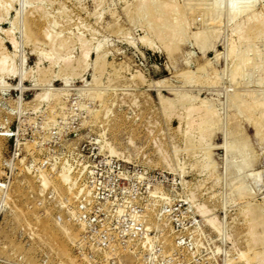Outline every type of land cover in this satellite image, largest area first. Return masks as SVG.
Segmentation results:
<instances>
[{"label":"rangeland","instance_id":"374dc122","mask_svg":"<svg viewBox=\"0 0 264 264\" xmlns=\"http://www.w3.org/2000/svg\"><path fill=\"white\" fill-rule=\"evenodd\" d=\"M211 1L0 0V264H260L264 0Z\"/></svg>","mask_w":264,"mask_h":264},{"label":"bare ground","instance_id":"6f19581e","mask_svg":"<svg viewBox=\"0 0 264 264\" xmlns=\"http://www.w3.org/2000/svg\"><path fill=\"white\" fill-rule=\"evenodd\" d=\"M143 1H144V0H143ZM194 1H197V0H194ZM204 1H205V0H204ZM208 1H210L209 3H211V4H212V2H213V1H211V0H208ZM206 2H207V1H206ZM206 2H205V3H206ZM249 2H250V1H249ZM162 3H163V2H162ZM209 3H208V4H209ZM216 3H217V2H216ZM230 3H231V4H230V8H231V9L229 8V9H230V12L228 11V12H229V17H230V18L233 17L234 15H236L237 13H238V16H239V13H240V12L242 13V11L244 10V7H246L245 5H243L244 3H243V4H239V2H236V1H232V2H230ZM236 3H237V4H236ZM141 4H142V3H141ZM171 4L173 5V2H172ZM192 4H193V3H192ZM208 4H207V6H208ZM211 4H210V5H211ZM147 5H148V4H147ZM157 5H158V4H157ZM165 5H166V4H165ZM172 5H171V6H172ZM187 5H188V4H187ZM195 5H196V4H195ZM199 5H201V4H199ZM167 6H168V5H167ZM175 6H177V3H176ZM189 6H190V4H189ZM197 6H198V4H197ZM204 6H205V4H204ZM204 6H203V7H204ZM251 6H252V5H251ZM155 7H156V6H155ZM165 7H166V6H165ZM182 7H183V6H182ZM185 7H186V6H185ZM211 7H212V6H211ZM168 8H170V7H168ZM168 8H167V9H168ZM170 9H171V8H170ZM184 9H186V8H184ZM191 9H192V7H191ZM199 9H200V7H199ZM163 10H164V9H163ZM250 10H251V9H250ZM252 10H253V9H252ZM178 11H179V10H178ZM190 11H191V10H190ZM206 11H207V10H206ZM208 11H209V9H208ZM162 12H163V11H162ZM162 12H161V13H162ZM168 12H169V11H168ZM192 12H194V11H192ZM209 12H211V9H210ZM156 13H157V12H156ZM158 13H159V12H158ZM170 13H171V12H170ZM180 13H181V12H180ZM203 13H205V12H203ZM243 13H246V12L244 11ZM151 14H152V13H151ZM245 15H246V14H245ZM130 16H131V15H130ZM158 16H160V15H158ZM186 16H187V14H186ZM238 16H237V17H238ZM253 16H254V15H253ZM165 17H166V16H165ZM229 17H228V18H229ZM172 18H173V17H172ZM172 18H171V19H172ZM207 18H208V17H207ZM253 18H254V17H253ZM160 19H161V18H160ZM160 19H159V20H160ZM179 19H180V18H179ZM179 19H177V20H179ZM211 19H212V17H211ZM211 19H209V20H210L211 23H212L213 20H211ZM165 20H166V19H165ZM174 20H175V19H174ZM174 20H173V21H174ZM207 20H208V19H207ZM207 20H206V21H207ZM246 20H247V19H246ZM155 21H156V20H155ZM167 21H168V20H167ZM170 21H171V20H170ZM164 23H165V22H164ZM174 23H175V22H174ZM208 23H210V22H208ZM250 23H251V22H250ZM177 24H178V23H177ZM166 25H167V24H166ZM180 25H181V24H180ZM240 25H242V24H240ZM207 26H208V25H207ZM207 26H206V27H207ZM163 27H164V26H163ZM163 27H162V28H163ZM164 29H165V27H164ZM260 29H261V28H260ZM165 30H166V32H167L168 35H169L170 33L174 32L176 29L174 28V24H171V25H169L168 28L165 29ZM252 31H253V30H252ZM157 32H158V31H157ZM163 32H164V31H163ZM177 32H178V31H177ZM240 33H241V32H240ZM177 34H178V33H177ZM199 34H200V33H199ZM238 34H239V33H238ZM183 36H184V35H183ZM193 36H194V35H193ZM197 36H198V35H197ZM199 36H200V35H199ZM250 36H251V34H250ZM250 36H249V38L251 39ZM259 36H260V35H259ZM203 37H204V36H203ZM176 38H177V36H176ZM169 39H170V38H169ZM172 39H173V38H172ZM195 39H196V38H195ZM245 40H246V39H245ZM240 42H241V41H240ZM238 45H239V44H238ZM84 47H85V46H84ZM199 47L201 48L202 46L199 45ZM229 48H230V47H229ZM255 48H256V47H255ZM202 49H204V47H203ZM244 49H245V48H244ZM85 50H86V49H85ZM231 50H232V49H231ZM244 52H245V50H244ZM238 53H239V52H238ZM85 54H86V52H83V53H82V55H85ZM239 54H240V53H239ZM239 57H240V56H239ZM84 58H85V57H84ZM98 58H99V57H98ZM249 59H250V58H249ZM83 60H84V59H83ZM246 60H248V59H246ZM4 64H5L4 61H0V70H3ZM246 64H247V63H246ZM241 68H242V67H241ZM246 94H247V93H246ZM234 95H235V94H234ZM241 95H242V94H241ZM243 95L245 96V94H243ZM248 95H249V94H248ZM251 95H252V94H251ZM251 95H249V96H251ZM259 96H260V95H259ZM245 97L251 99V97H248L247 95H246ZM245 97H244V98H245ZM234 98H235V97H234ZM234 98H233V99H234ZM239 99H240V98H239ZM242 99H243V98H242ZM245 99H246V98H245ZM253 99H254V98H253ZM260 99H261V98H260ZM262 100H263V99H262ZM256 101H259V100L257 99ZM250 102H251V100H250ZM254 102H255V101H253L252 104H253ZM260 102H261V101H260ZM260 102H259V103H260ZM263 102H264V100H263ZM206 103H207V102H206ZM241 103H242V100H241ZM244 103H245V102H244ZM256 103H257V102H256ZM259 103H258V107H256V108H258V109L260 108V107H259ZM224 104H225V103H224ZM248 104H249V103H248ZM248 104H246L247 107L250 106V104H249V105H248ZM261 104H262V102L260 103V105H261ZM203 105H204V104H203ZM242 105H243V103H242ZM242 105H241V106H242ZM237 106H238V105H237ZM239 106H240V105H239ZM239 106H238V107H239ZM254 106H255V105H253V107H254ZM262 106L264 107V105H262ZM189 107H190V106H189ZM233 107H234V106H233ZM235 107H236V106H235ZM243 107H244V105H243ZM247 107H246V108H247ZM244 108H245V107H244ZM249 108H250V107H249ZM192 109H193V107H192ZM196 109H197V107H195L193 110H196ZM239 109H240V108H238V110H239ZM254 109H255V107H254ZM258 109H255V111L258 110ZM188 110H189V109H188ZM203 110L206 111V109H203ZM236 110H237V109H236ZM240 110H241V109H240ZM240 110H239V111H240ZM250 110H251V109H250ZM250 110H249V111H250ZM205 111H204L205 114H207V113L209 112L208 110H207V112H205ZM214 111H215V110H214ZM244 111H245V110H244ZM247 111H248V108H247ZM251 111H252V113H253L254 110L252 109ZM262 111H263V109H262ZM194 112H195V111H194ZM200 112H201V111H200ZM200 112H199V113H200ZM236 112H237V111H236ZM240 112H241V111H240ZM260 112H261V111H260ZM196 113H198V112H196ZM241 113H243V112H241ZM246 113H247V112L245 111V114H246ZM255 113H256V112H255ZM255 113H254V114H255ZM258 114H259V113H258ZM193 115H194V114H193ZM207 115H209V113H208ZM207 115H206V116H207ZM212 116H213V115H212ZM259 117H261V116H259ZM262 117H263V115H262ZM205 118H206V117H205ZM263 118H264V117H263ZM263 118H262V119H263ZM206 119H207V118H206ZM200 120H201V118H200ZM260 120H261V118H260ZM207 121H208V120H207ZM209 121H210V118H209ZM263 121H264V120H263ZM263 121H262L261 123H264ZM200 122H201V121H200ZM206 123H207V122H206ZM256 123H258V122H256ZM199 124H200V123H199ZM203 124H205V121H204V123L202 122V125H203ZM259 124H260V122H259ZM202 125H201V127H202ZM260 125H261V124H260ZM260 125H259V126H260ZM263 125H264V124H262L261 127H262ZM254 126H255V124H254ZM261 127H257V128L260 130ZM255 128H256V127H255ZM257 128H256V129H257ZM199 129H200V128H199ZM262 129H263V128H262ZM202 130H203V129H202ZM258 132H259V131H258ZM258 132H257V133H258ZM0 135H4V134L0 133ZM227 145H228V144H227ZM227 145H226V143H225V144H224L225 147L223 146V147L225 148V152L229 151V150H228L229 148H228ZM229 147H230V146H229ZM233 150H234V149H233ZM231 153H232V152H231ZM240 154H241V151L239 152V155H240ZM234 155H235V154H234ZM236 163H237V162H236ZM239 163H240V162H239ZM239 163H237V164H239ZM240 164H241V163H240ZM238 167H239V166H238ZM241 167H242V166H241ZM207 168H208V167H207ZM236 168H237V167H236ZM240 177H241V176H240ZM240 191H241V190H240ZM245 191H246V190H245ZM239 193H240V192H239ZM243 193H245L244 190H243ZM242 195H243V194H242ZM246 195H247V193H246ZM256 209H257V208H256ZM248 210H249V208H248ZM200 211L204 213L205 209L202 208ZM259 211H260V210H258V211L256 210V211H254V212L252 211L253 213H251V215H252L251 222L247 225V233L250 235V237H252V239H251L252 241L255 240L254 243H259L258 241L261 242V241H262V237H263V236H261V235H258V234L260 233V232H257L258 230L255 231V225H256V224H257V225L259 224L258 227H260V226H261V223H262V220H263V215H262ZM248 216H249V215H248ZM250 217H251V216H250ZM56 222H57V221H56ZM214 223H216V221H215V222H214V220H210V221H209V224L212 225L213 227H214ZM258 227H256V228H258ZM256 232H257V233H256ZM257 236H258L259 238H260V236H261V240H258V237H257ZM256 239H257V240H256ZM263 240H264V239H263ZM247 241H248V239H247ZM262 242H263V241H262ZM262 242H261V243H262ZM248 243H249V242H248ZM249 244H250V243H249ZM252 245H253V242H252ZM254 245H256V244H254ZM254 245H253V246H254ZM260 247H261V245H260ZM251 248H252V247H251ZM263 251H264V250H263ZM263 253H264V252H263ZM261 254H262V253H261ZM257 255H258V254H257ZM260 256H262V255H260ZM260 256H257L258 258H260V264H264V254H263L262 257H260ZM257 257H256V258H257Z\"/></svg>","mask_w":264,"mask_h":264}]
</instances>
